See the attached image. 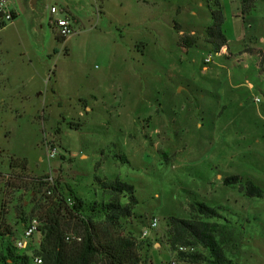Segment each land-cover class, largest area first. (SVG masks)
<instances>
[{
    "label": "rangeland",
    "instance_id": "1",
    "mask_svg": "<svg viewBox=\"0 0 264 264\" xmlns=\"http://www.w3.org/2000/svg\"><path fill=\"white\" fill-rule=\"evenodd\" d=\"M12 2L0 31V253L22 233L20 213L46 203L37 181L48 175L86 205L108 201L103 183L132 185L121 233L143 240L158 219L146 264H207L167 245L170 219L194 202L224 207L233 264H264V0L245 13L242 0ZM218 9L228 43L217 54L205 28ZM58 19L75 32L65 40ZM190 34L198 44L185 48ZM230 176L240 182L225 185Z\"/></svg>",
    "mask_w": 264,
    "mask_h": 264
},
{
    "label": "trees",
    "instance_id": "2",
    "mask_svg": "<svg viewBox=\"0 0 264 264\" xmlns=\"http://www.w3.org/2000/svg\"><path fill=\"white\" fill-rule=\"evenodd\" d=\"M254 0H242V13L249 10ZM212 23L205 28L208 42L218 54L227 46L222 25L224 15L221 9L212 11ZM65 40L64 37H61ZM180 43L185 48L197 46L195 34L184 35ZM48 175L39 179L37 185L46 192V203L33 208L30 218L36 217L40 221L41 239L36 247L24 253H18L13 245L0 253V264H33L34 257L42 259V264H146L142 254L152 246L149 237L139 240L132 235L121 233L123 220L133 217L136 205L134 187L121 183H103L104 195L109 196L107 202H94L91 205L78 197L72 190L68 196L59 192V181L53 186L46 180ZM240 182L238 176L223 179V183L231 186ZM248 196H262L252 183H247ZM124 193L128 194L127 203H122ZM71 200V204L68 203ZM189 217L170 219L169 230L166 235L170 250L176 251L177 259L187 258L189 262L202 261L207 264H233L227 252L235 249L234 227L224 217V207H211L206 203L194 202L189 205ZM24 213H20L19 220L27 223ZM24 227V226H23ZM11 237L14 233L8 232ZM142 235V233H141ZM0 236H5L0 234ZM74 236L75 238H69ZM4 247V242H2ZM179 246L201 247L205 253L193 251L191 253L177 252Z\"/></svg>",
    "mask_w": 264,
    "mask_h": 264
},
{
    "label": "built area",
    "instance_id": "3",
    "mask_svg": "<svg viewBox=\"0 0 264 264\" xmlns=\"http://www.w3.org/2000/svg\"><path fill=\"white\" fill-rule=\"evenodd\" d=\"M51 13L57 14L58 10L56 7H51ZM16 17L15 11L12 9L11 0H0V31L10 26L14 18ZM55 26L59 30L60 37H69L75 32L73 31L69 21L67 19H58L55 22ZM57 156L56 148L47 149V158L53 159ZM49 179V178H48ZM47 179V180H48ZM47 182V181H46ZM40 221L36 217L30 218L23 227V231L18 238H16L15 243L13 244L15 250L18 253L26 252L32 244L33 237L36 234H40ZM158 228V219L154 218L149 226L145 228L142 232L141 237H149L151 232ZM75 238L74 236H69V238ZM194 249L191 247L179 246L177 252L191 253ZM33 264H42V259L39 257H34ZM172 264H178L176 261H173Z\"/></svg>",
    "mask_w": 264,
    "mask_h": 264
},
{
    "label": "crops",
    "instance_id": "4",
    "mask_svg": "<svg viewBox=\"0 0 264 264\" xmlns=\"http://www.w3.org/2000/svg\"><path fill=\"white\" fill-rule=\"evenodd\" d=\"M11 6H12V9L15 10L14 8L16 7V3H14V7H13V2H12V5H11ZM225 49H226V47H224L222 50H225ZM156 245H157V244H156ZM156 245H155V246H156Z\"/></svg>",
    "mask_w": 264,
    "mask_h": 264
},
{
    "label": "water",
    "instance_id": "5",
    "mask_svg": "<svg viewBox=\"0 0 264 264\" xmlns=\"http://www.w3.org/2000/svg\"><path fill=\"white\" fill-rule=\"evenodd\" d=\"M37 3V0H31V5L34 6Z\"/></svg>",
    "mask_w": 264,
    "mask_h": 264
}]
</instances>
